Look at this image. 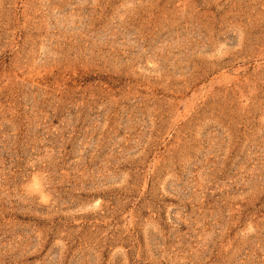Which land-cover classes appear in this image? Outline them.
<instances>
[{"label":"rangeland","instance_id":"rangeland-1","mask_svg":"<svg viewBox=\"0 0 264 264\" xmlns=\"http://www.w3.org/2000/svg\"><path fill=\"white\" fill-rule=\"evenodd\" d=\"M0 264H264V0H0Z\"/></svg>","mask_w":264,"mask_h":264}]
</instances>
